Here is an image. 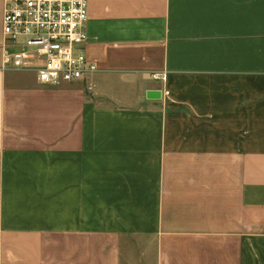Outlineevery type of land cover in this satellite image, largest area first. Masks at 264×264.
<instances>
[{
	"label": "crops",
	"instance_id": "0c3cea01",
	"mask_svg": "<svg viewBox=\"0 0 264 264\" xmlns=\"http://www.w3.org/2000/svg\"><path fill=\"white\" fill-rule=\"evenodd\" d=\"M5 1L0 264H264V0H87L60 84L3 66Z\"/></svg>",
	"mask_w": 264,
	"mask_h": 264
},
{
	"label": "built area",
	"instance_id": "2783aa9c",
	"mask_svg": "<svg viewBox=\"0 0 264 264\" xmlns=\"http://www.w3.org/2000/svg\"><path fill=\"white\" fill-rule=\"evenodd\" d=\"M87 19V0H6L3 66L44 84L85 80L97 69L84 52Z\"/></svg>",
	"mask_w": 264,
	"mask_h": 264
}]
</instances>
